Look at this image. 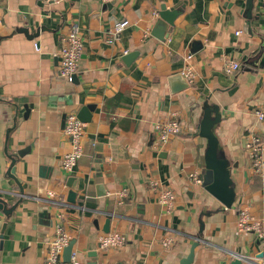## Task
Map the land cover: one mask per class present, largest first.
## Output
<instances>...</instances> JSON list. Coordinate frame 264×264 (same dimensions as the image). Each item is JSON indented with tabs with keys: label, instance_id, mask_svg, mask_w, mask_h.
<instances>
[{
	"label": "crops",
	"instance_id": "crops-1",
	"mask_svg": "<svg viewBox=\"0 0 264 264\" xmlns=\"http://www.w3.org/2000/svg\"><path fill=\"white\" fill-rule=\"evenodd\" d=\"M162 4L182 8L165 41L151 33ZM246 6L247 0H0V197L8 208L19 202L8 215L0 210V264H44L58 223L75 240L81 264H180L198 237L192 264H230L229 251L264 261V237L237 230L240 208L264 222V179L253 172L248 151L253 135L264 140L256 115L264 110V0H254L251 17ZM123 18L130 25L108 43L107 30ZM75 25L84 49L70 81L59 73L60 48ZM136 50L126 65L123 57ZM228 60L241 68L226 74ZM188 64L192 82L184 75ZM207 102L222 114L215 133L232 164V208L190 179L205 167L207 139L197 126ZM83 106L93 107L85 152L67 171L65 116ZM174 114L183 128L157 148L155 124ZM12 156L22 199L8 173ZM152 183L176 193L171 210ZM108 218L109 232L127 237L121 247L100 245ZM169 229L175 244L165 248Z\"/></svg>",
	"mask_w": 264,
	"mask_h": 264
},
{
	"label": "built area",
	"instance_id": "built-area-1",
	"mask_svg": "<svg viewBox=\"0 0 264 264\" xmlns=\"http://www.w3.org/2000/svg\"><path fill=\"white\" fill-rule=\"evenodd\" d=\"M58 1V0H57ZM111 2L113 0H103ZM159 13L155 12L157 16ZM128 19H121L107 30V42L114 44L120 40L124 30L130 25ZM84 45L81 32L78 26H73L71 30L64 36L60 48V67L59 73L64 78L72 81L78 72L80 59L83 53ZM241 68L240 62L237 60H228L224 65L226 74H233ZM184 75L190 82L196 79V74L191 65L188 64L184 70ZM259 120L264 121V110L256 111ZM183 128L182 121L175 114L166 120H159L155 124L157 148L165 146L172 136L181 132ZM64 133L70 140V149L62 158V167L67 171H73L85 152V133L86 123L78 118L76 112H68L65 116ZM95 144V143H93ZM248 151L251 159V168L253 172L264 179V140L262 136L253 135L248 143ZM190 179L194 184L201 185L202 176L195 172L190 175ZM153 184V190L158 193V200L168 209L174 207L176 193L172 189H159L157 183ZM50 196L54 197L52 192ZM126 192L122 193L125 196ZM64 201V200H60ZM59 201V202H60ZM58 201H55L56 203ZM58 202V203H59ZM237 230L242 233H255L260 238L264 237V222L254 216L247 207L240 208L237 218ZM162 240L165 248H171L175 244V235L172 229L168 230ZM198 239V238H197ZM196 239V240H197ZM127 241V237L120 231H113L102 234L99 238L101 247L118 248L123 246ZM71 242V235L64 230V227L58 223L56 225V234L47 242V251L44 264H81L82 259L78 250H73L69 261H65L63 257L66 246ZM231 259L239 258L244 264H264L255 256H247L239 252L229 251Z\"/></svg>",
	"mask_w": 264,
	"mask_h": 264
},
{
	"label": "water",
	"instance_id": "water-1",
	"mask_svg": "<svg viewBox=\"0 0 264 264\" xmlns=\"http://www.w3.org/2000/svg\"><path fill=\"white\" fill-rule=\"evenodd\" d=\"M254 7V0H247L246 6V15L248 17L252 16V9ZM182 13V8H174L168 9L166 4H162L161 10L159 12V16L156 19L153 27H152V35L156 38L165 41L171 30V27L174 26L175 19ZM44 29V27H42ZM21 31L28 32L27 27L20 28ZM39 33V30L36 33L30 34V37H34ZM196 45V44H195ZM139 55V51H133L126 54L123 57V60L126 65H131L132 62L136 59ZM77 74H75L74 78H76ZM32 104L30 106H25L27 113L32 108ZM92 106H83L77 113L78 118L83 122H88L91 120L92 117ZM222 120V114L220 112V107L217 104H210L206 103L204 107V112L202 118L197 126L198 133L200 136L207 139V147L205 149V167L202 170V183L201 186L206 190L208 193L213 195L217 198L225 208H232L235 201H236V190L234 186V180L232 178V164L229 158L222 152L220 149V141L215 133V128L218 123ZM153 139L155 138V132L152 134ZM30 148L27 146L26 148L19 150L18 154L23 156V154ZM16 157L12 156V163L9 168V175L14 178L20 186V198L22 199L24 194V188L21 185V182L18 180L16 176ZM236 166L238 164H235ZM102 185V184H100ZM105 193V192H104ZM103 193V194H104ZM77 193L74 190H71L69 193V200L72 202L76 201ZM21 201V200H20ZM19 202L13 204V206L8 208L7 201L0 197V210L4 214H10L16 208ZM48 211L45 209L40 213V216L45 219V215ZM47 222V220H46ZM201 222V229L204 228V222L202 219ZM48 223V222H47ZM110 223L111 219L108 218L104 225V231H110ZM6 224L3 225V229ZM201 238L198 237L195 240L190 248V252L187 256L181 259L180 264H192L195 258V249L200 244ZM75 244V240H72L64 250V260L69 261L71 257V253L73 251ZM96 255V254H95ZM88 264H100L97 260H93ZM230 264H244V262L239 258H234L231 260Z\"/></svg>",
	"mask_w": 264,
	"mask_h": 264
}]
</instances>
